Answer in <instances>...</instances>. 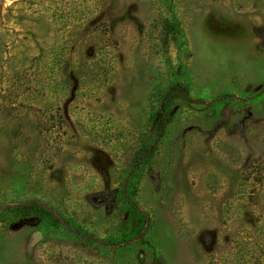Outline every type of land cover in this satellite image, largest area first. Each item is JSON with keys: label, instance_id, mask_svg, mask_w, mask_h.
Here are the masks:
<instances>
[{"label": "rangeland", "instance_id": "1", "mask_svg": "<svg viewBox=\"0 0 264 264\" xmlns=\"http://www.w3.org/2000/svg\"><path fill=\"white\" fill-rule=\"evenodd\" d=\"M0 264H264V0H0Z\"/></svg>", "mask_w": 264, "mask_h": 264}, {"label": "trees", "instance_id": "2", "mask_svg": "<svg viewBox=\"0 0 264 264\" xmlns=\"http://www.w3.org/2000/svg\"><path fill=\"white\" fill-rule=\"evenodd\" d=\"M68 78L71 83L75 84V82L78 81L77 79L79 78L78 72L70 71ZM187 90V87L180 82L172 83L167 88L161 98L159 106L151 114H149V130L141 139L140 144L135 149L134 155L131 159L128 175L124 180L120 195L123 199V202L127 205L128 210L131 212L132 219L135 221V225L138 228V230L136 231L137 234H141L142 230H145L143 229V227L145 224H147L149 219L147 214L139 208L134 199V195L136 193V184L133 181V176L138 167H140L143 163L153 157V154L155 153L160 140L164 136L167 125L171 118L169 110L170 103L175 97L180 96L183 98H187ZM23 208L27 211V213L33 211L36 219L40 220L42 223L50 226L56 225L57 218L55 214L50 210H46L45 208L37 204H23ZM70 231L72 233H75L74 235H76L77 237H80L82 234L81 231L73 227L70 228ZM139 236L141 237L142 235ZM122 239L124 241L127 240L124 238Z\"/></svg>", "mask_w": 264, "mask_h": 264}]
</instances>
